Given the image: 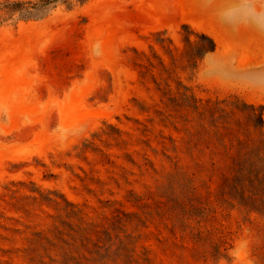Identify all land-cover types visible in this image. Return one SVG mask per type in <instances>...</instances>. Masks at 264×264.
<instances>
[{
    "label": "rangeland",
    "instance_id": "1",
    "mask_svg": "<svg viewBox=\"0 0 264 264\" xmlns=\"http://www.w3.org/2000/svg\"><path fill=\"white\" fill-rule=\"evenodd\" d=\"M4 1L0 264H264V213L228 194L180 100L186 86L264 118V0ZM182 23L216 44L195 68ZM81 222L100 247L65 242Z\"/></svg>",
    "mask_w": 264,
    "mask_h": 264
},
{
    "label": "trees",
    "instance_id": "2",
    "mask_svg": "<svg viewBox=\"0 0 264 264\" xmlns=\"http://www.w3.org/2000/svg\"><path fill=\"white\" fill-rule=\"evenodd\" d=\"M51 1L53 0H5L2 7L15 12L24 6L37 7ZM31 13L27 11L25 14ZM181 28L185 42L191 46L188 51V66L195 68L198 60L214 51L215 41L206 32L195 31L187 23H182ZM190 34L197 37L194 45L190 43ZM183 89L180 94L181 103L196 112L200 120V128L196 135L202 137L204 147L219 153L224 159L228 174H224L223 177L228 183V194L238 204L264 213V118L262 106L236 98L233 100H206L205 103H202L192 93H187L186 86H183ZM227 106L245 114L247 121L253 126L252 129L256 131L255 139H251L252 131L249 129V125L243 126L240 123H236L237 127L230 125V111H226ZM194 164L198 165V162L194 161ZM187 174L192 177L195 173L187 172ZM191 189L193 192L195 187L191 186ZM74 231L75 233H67L72 241H65L66 243L73 244L79 240L82 245L95 244L100 247L98 242L108 236L105 229H97L96 225L90 222H81Z\"/></svg>",
    "mask_w": 264,
    "mask_h": 264
}]
</instances>
